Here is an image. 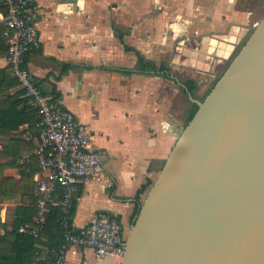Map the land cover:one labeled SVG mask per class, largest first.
Segmentation results:
<instances>
[{"label": "crops", "instance_id": "0c3cea01", "mask_svg": "<svg viewBox=\"0 0 264 264\" xmlns=\"http://www.w3.org/2000/svg\"><path fill=\"white\" fill-rule=\"evenodd\" d=\"M38 46L26 57L46 94L90 129L105 154L104 173L81 185L72 217L83 229L97 213L119 219L127 238L140 203L163 169L196 101L264 17V0H33ZM140 60L165 64L168 72L142 71ZM6 67L0 56V69ZM188 81L196 89L189 91ZM9 95L23 98L18 86ZM22 105H20V108ZM33 141L23 124L12 133ZM35 153V151H34ZM28 156H22L25 158ZM19 166L5 174L20 178ZM41 175V170L35 172ZM27 199V195L24 197ZM16 202L3 203L12 231ZM65 264H122L97 258L91 248L71 247Z\"/></svg>", "mask_w": 264, "mask_h": 264}, {"label": "water", "instance_id": "95a60500", "mask_svg": "<svg viewBox=\"0 0 264 264\" xmlns=\"http://www.w3.org/2000/svg\"><path fill=\"white\" fill-rule=\"evenodd\" d=\"M196 103L122 264H264V17Z\"/></svg>", "mask_w": 264, "mask_h": 264}, {"label": "built area", "instance_id": "2783aa9c", "mask_svg": "<svg viewBox=\"0 0 264 264\" xmlns=\"http://www.w3.org/2000/svg\"><path fill=\"white\" fill-rule=\"evenodd\" d=\"M36 16L33 0H0L6 64L39 119L35 150L41 168V175H36L37 212L32 221L18 227L19 232L36 238V250L28 264H65L67 252L73 246L91 248L97 258L111 255L122 260L126 254V237L115 216L97 213L79 231L73 224L71 211L81 185L103 175L105 154L94 147L88 126L46 94L29 70L27 53L39 42ZM25 162V158H20L18 166L23 169ZM50 206L62 212L63 242L57 248L43 249L41 232L47 224Z\"/></svg>", "mask_w": 264, "mask_h": 264}, {"label": "trees", "instance_id": "16d2710c", "mask_svg": "<svg viewBox=\"0 0 264 264\" xmlns=\"http://www.w3.org/2000/svg\"><path fill=\"white\" fill-rule=\"evenodd\" d=\"M3 29L4 25L0 23V56H6L7 54ZM139 64L142 71L168 72V67L165 64L157 65L144 60H140ZM215 84L200 96L201 100L205 99ZM16 85H18L17 79L11 74L10 66L6 64L5 68L0 69V227L5 226L1 216L3 203L16 202L18 204L16 207L18 217L14 222L12 231H6L4 235L0 236V264H28L36 250V238L30 234L19 232L18 227L22 223L32 221L36 215L38 196L35 192L37 183L34 181V174L41 168L38 157L34 153L33 141L15 137L12 133L23 124H29L35 134L39 133V119L36 110L28 104V99L25 96L19 98L16 97L17 95H9L10 88ZM188 89L189 91L196 89L193 81H188ZM20 105H22L21 108ZM198 108V104L195 103L188 123ZM22 156L28 157L25 159L26 162L21 170L20 178L17 179L14 176L5 174V169L8 167L18 166V160ZM150 183L151 181L148 185ZM148 185L139 190L137 194L134 222L141 209L140 195ZM26 195L27 199L24 198ZM75 205L76 203L71 211L72 217L75 213ZM62 217L60 208L49 207L48 221L41 232L44 239L40 241V244L43 249L57 248L62 244Z\"/></svg>", "mask_w": 264, "mask_h": 264}, {"label": "rangeland", "instance_id": "374dc122", "mask_svg": "<svg viewBox=\"0 0 264 264\" xmlns=\"http://www.w3.org/2000/svg\"><path fill=\"white\" fill-rule=\"evenodd\" d=\"M253 30H254V29H253ZM253 30L251 31V34H252ZM251 34H250V35H251ZM249 37H250V36H249ZM249 37H248V38H249ZM247 40H248V39H247ZM247 40H245L244 44L246 43ZM244 44H243V45H244ZM243 45H242V46H243ZM242 46L238 47V49L236 50V53L233 55V57L231 58V60H230V61L226 64V66L224 67V71L227 69V67L229 66V64H230L231 61L233 60V58L237 55V53L239 52V50L242 48ZM224 71H223V72H224ZM223 72H222V73H218L217 78H216L215 81L212 83V85H210L209 88H211V87L213 86V84L217 82V80L220 78V76L223 74ZM198 91H199V92H198ZM197 92H198V94H201V95H202V93H201V92H202V91H201V88H200V89H197ZM141 205H142V204H141Z\"/></svg>", "mask_w": 264, "mask_h": 264}]
</instances>
